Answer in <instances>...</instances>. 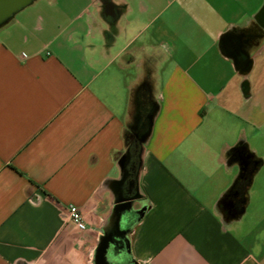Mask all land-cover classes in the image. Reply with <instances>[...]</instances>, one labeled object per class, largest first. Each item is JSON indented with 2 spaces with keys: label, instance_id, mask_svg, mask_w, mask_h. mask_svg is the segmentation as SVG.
<instances>
[{
  "label": "crops",
  "instance_id": "crops-1",
  "mask_svg": "<svg viewBox=\"0 0 264 264\" xmlns=\"http://www.w3.org/2000/svg\"><path fill=\"white\" fill-rule=\"evenodd\" d=\"M36 1L0 28V264H264V0Z\"/></svg>",
  "mask_w": 264,
  "mask_h": 264
},
{
  "label": "flooded vegetation",
  "instance_id": "flooded-vegetation-1",
  "mask_svg": "<svg viewBox=\"0 0 264 264\" xmlns=\"http://www.w3.org/2000/svg\"><path fill=\"white\" fill-rule=\"evenodd\" d=\"M138 162L137 158H132L128 161L125 169V183L126 189L130 197H135L136 192L134 189V182L137 175ZM124 239L123 238H114L111 243L105 242L101 248L102 257L112 264H123L124 260L120 258V252L124 250Z\"/></svg>",
  "mask_w": 264,
  "mask_h": 264
},
{
  "label": "water",
  "instance_id": "water-1",
  "mask_svg": "<svg viewBox=\"0 0 264 264\" xmlns=\"http://www.w3.org/2000/svg\"><path fill=\"white\" fill-rule=\"evenodd\" d=\"M36 0H0V28L7 24L14 16ZM128 152L122 157L121 165L125 168L128 161ZM105 261L104 257H100ZM104 263V262H103ZM108 264V263H105Z\"/></svg>",
  "mask_w": 264,
  "mask_h": 264
},
{
  "label": "built area",
  "instance_id": "built-area-1",
  "mask_svg": "<svg viewBox=\"0 0 264 264\" xmlns=\"http://www.w3.org/2000/svg\"><path fill=\"white\" fill-rule=\"evenodd\" d=\"M67 217L69 221L78 229H86L87 225L83 219L80 209L75 204L67 205Z\"/></svg>",
  "mask_w": 264,
  "mask_h": 264
},
{
  "label": "trees",
  "instance_id": "trees-1",
  "mask_svg": "<svg viewBox=\"0 0 264 264\" xmlns=\"http://www.w3.org/2000/svg\"><path fill=\"white\" fill-rule=\"evenodd\" d=\"M127 144H128V152L130 154V158H137L138 153H139V144L134 140L131 139L130 136L127 138ZM247 184V179L243 180H236L235 183L233 184V188L238 187L239 185H246Z\"/></svg>",
  "mask_w": 264,
  "mask_h": 264
},
{
  "label": "rangeland",
  "instance_id": "rangeland-1",
  "mask_svg": "<svg viewBox=\"0 0 264 264\" xmlns=\"http://www.w3.org/2000/svg\"><path fill=\"white\" fill-rule=\"evenodd\" d=\"M37 2V1H36ZM33 4H35V2L33 3ZM30 5V6H28V7H31V8H33V6L34 5ZM44 5V1H41L37 6H40V7H42Z\"/></svg>",
  "mask_w": 264,
  "mask_h": 264
}]
</instances>
